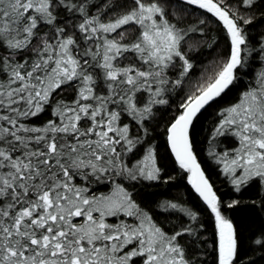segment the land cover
<instances>
[{
	"label": "snow or ice",
	"instance_id": "obj_1",
	"mask_svg": "<svg viewBox=\"0 0 264 264\" xmlns=\"http://www.w3.org/2000/svg\"><path fill=\"white\" fill-rule=\"evenodd\" d=\"M185 4L202 15L190 19ZM262 5L0 0V264H246L225 214L240 201L225 203L205 174L191 129L258 56L238 97L217 111L206 153L233 193L255 188L264 205V35L248 30ZM209 15L226 50L184 92L204 42L192 36L206 37ZM206 38L212 48L216 38ZM174 94L168 154L208 209L211 239L198 210L141 195L172 179L152 133ZM251 244L264 252V231Z\"/></svg>",
	"mask_w": 264,
	"mask_h": 264
},
{
	"label": "trees",
	"instance_id": "obj_2",
	"mask_svg": "<svg viewBox=\"0 0 264 264\" xmlns=\"http://www.w3.org/2000/svg\"><path fill=\"white\" fill-rule=\"evenodd\" d=\"M189 12L193 13L190 19L195 20L202 15L201 10H197L192 6L184 5ZM264 8V5H262ZM179 10V9H174ZM212 23L209 24L206 30V37H215L216 44L212 48H208L207 45L211 41L206 37H200L199 35H193L192 41L204 42L199 45V50L192 53L194 60L197 61V67L191 79L185 83L184 92L189 89L195 88L198 81L201 80L204 74L205 68L217 57V54L226 50V41L224 39V32L218 23L214 21L210 15L207 17ZM249 34L254 40H257L264 35V16L259 14L257 10L256 19L248 26ZM258 50V49H257ZM260 66V58L258 56L253 59L249 57L246 63L245 70L248 71V75L244 76L241 70L240 75L242 79L233 87L230 91L224 94L217 101L211 103L198 115V118L191 129V138L194 141V147L197 152L198 161L201 163V167L205 170V174L210 177L211 182L215 185V188L223 195L225 203L230 199H238L240 203L233 209H225V214L231 218L234 224L238 228V234L241 241V256L245 259L246 264L249 261H254L255 264H264V252L255 250L254 245L251 244V240L254 236L264 231V205L261 204L260 199L257 197L256 189L250 188L243 193L236 194L230 189L227 181L223 176L219 174L217 165L207 156V137L209 130L216 119L217 111L232 103L238 97L239 93L243 90L244 84L248 82L252 73L258 70ZM180 95H183L181 93ZM180 95H173L172 108L165 112L162 118H159V125H153L155 129L152 135L155 137V143L158 145L160 153L168 161L167 172L165 179L171 176L172 179L167 182H161L152 186L145 185L141 192L142 197L147 202L172 200L174 202L183 203L186 207L198 210L201 213V218L205 221L208 235L211 239L213 231V223L210 213L206 206L200 201V199L193 193L190 184L187 180V174L177 168L171 163V157L169 156V150L166 145V137L164 134V128L167 121L171 118L172 114L176 110V105L180 102ZM41 120L47 119V114H43L40 117ZM161 219L164 217L161 216ZM209 264H212L211 259Z\"/></svg>",
	"mask_w": 264,
	"mask_h": 264
},
{
	"label": "water",
	"instance_id": "obj_3",
	"mask_svg": "<svg viewBox=\"0 0 264 264\" xmlns=\"http://www.w3.org/2000/svg\"><path fill=\"white\" fill-rule=\"evenodd\" d=\"M190 187H191V185H190ZM191 189H192V191H193V193L198 197V195L195 193V191H194V189L191 187ZM199 198V197H198ZM201 201V200H200ZM202 202V201H201ZM203 203V202H202Z\"/></svg>",
	"mask_w": 264,
	"mask_h": 264
}]
</instances>
